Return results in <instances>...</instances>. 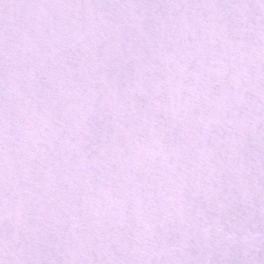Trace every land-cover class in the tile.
Instances as JSON below:
<instances>
[{"label":"snow or ice","instance_id":"6c2138e0","mask_svg":"<svg viewBox=\"0 0 264 264\" xmlns=\"http://www.w3.org/2000/svg\"><path fill=\"white\" fill-rule=\"evenodd\" d=\"M0 264H264V0H0Z\"/></svg>","mask_w":264,"mask_h":264}]
</instances>
